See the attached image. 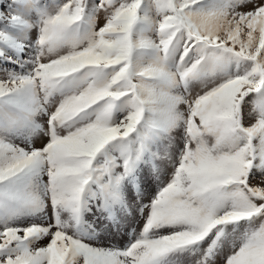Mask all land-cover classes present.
<instances>
[{
	"label": "snow or ice",
	"instance_id": "snow-or-ice-1",
	"mask_svg": "<svg viewBox=\"0 0 264 264\" xmlns=\"http://www.w3.org/2000/svg\"><path fill=\"white\" fill-rule=\"evenodd\" d=\"M0 63V264H264V0H0Z\"/></svg>",
	"mask_w": 264,
	"mask_h": 264
},
{
	"label": "rangeland",
	"instance_id": "rangeland-1",
	"mask_svg": "<svg viewBox=\"0 0 264 264\" xmlns=\"http://www.w3.org/2000/svg\"><path fill=\"white\" fill-rule=\"evenodd\" d=\"M9 65L4 64L0 66V68H7ZM19 70V69H17ZM1 74V73H0ZM0 75V77H2ZM252 98L249 99L248 106L251 108L252 114L254 111L252 110ZM252 117L245 114V123L251 124ZM17 143H21L17 141ZM34 143L37 147L41 146V140L35 139ZM21 146H23L21 144ZM176 142L175 141H161L153 146V151L157 152V158L154 161L156 167L160 168L162 172L168 173L172 168V161L176 155ZM152 165H148L145 167V195L150 197L155 189L157 188V182L155 177L151 174ZM45 180L47 177L44 178ZM145 202H147L145 200ZM87 220L91 221L97 228L99 236L96 240H88L85 239V242H90L94 246H113V245H121L126 243L129 234L132 229L139 230V227L143 224L142 218L136 214L131 213L128 214V218L123 220L117 228L116 225L110 224L108 221L104 220L103 217L97 219L96 216H87ZM36 222H39V219H36ZM47 241H42V243H46ZM179 264H192L191 258H181Z\"/></svg>",
	"mask_w": 264,
	"mask_h": 264
},
{
	"label": "bare ground",
	"instance_id": "bare-ground-1",
	"mask_svg": "<svg viewBox=\"0 0 264 264\" xmlns=\"http://www.w3.org/2000/svg\"><path fill=\"white\" fill-rule=\"evenodd\" d=\"M100 24H102L103 23V15L101 14V18H100ZM2 65H4V64H2V63H0V66H2ZM3 73H1L0 75H2ZM200 90V86H197L196 88H195V90H194V92H193V95H195V92H198ZM253 108H254V104L252 105V110H253ZM245 114L246 115H248V116H251L252 117V122H254V120L256 119V113L254 112L253 114H252V112H251V108L247 105V107L245 108ZM248 124V123H247Z\"/></svg>",
	"mask_w": 264,
	"mask_h": 264
}]
</instances>
